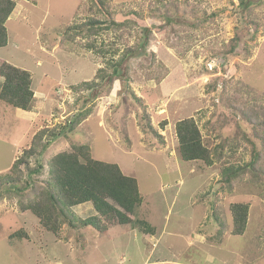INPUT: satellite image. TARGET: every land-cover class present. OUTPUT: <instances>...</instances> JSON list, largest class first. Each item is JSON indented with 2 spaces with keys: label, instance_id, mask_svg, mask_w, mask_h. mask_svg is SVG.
<instances>
[{
  "label": "rangeland",
  "instance_id": "374dc122",
  "mask_svg": "<svg viewBox=\"0 0 264 264\" xmlns=\"http://www.w3.org/2000/svg\"><path fill=\"white\" fill-rule=\"evenodd\" d=\"M13 1L0 59L30 71L36 101L26 112L0 99V264H264V0ZM93 18L125 25L61 46ZM127 50L123 78H98ZM188 118L212 165L182 159L176 126ZM81 145L139 184L136 226L112 240L82 224L91 203L58 232L20 207L45 189L52 158ZM234 204L249 205L242 235Z\"/></svg>",
  "mask_w": 264,
  "mask_h": 264
},
{
  "label": "trees",
  "instance_id": "16d2710c",
  "mask_svg": "<svg viewBox=\"0 0 264 264\" xmlns=\"http://www.w3.org/2000/svg\"><path fill=\"white\" fill-rule=\"evenodd\" d=\"M241 3L245 5V2ZM16 6L17 4L13 0H0V49L8 44L6 23L15 12ZM111 25L122 27L125 24L122 25V23L113 21ZM111 25L95 18L85 25H72L68 28V34L62 39L61 46L67 47L69 43L75 41L77 36L91 39L100 31L111 30ZM71 32L74 34L71 35ZM234 48L232 47L229 51L231 52ZM87 49L97 50L96 53H102L103 56L101 57L106 59V52L101 49L95 50L94 44H88ZM135 52V50H127L117 61L111 57L108 60L107 68L110 71L99 70L101 74H98V78L109 82L115 78H123L122 66L129 57H135ZM0 78L3 80L0 92L2 101L26 112L35 109L36 97L33 90V75L30 71L0 59ZM83 86L87 90L96 87L93 83H84ZM85 115H82L81 118ZM80 120V118L74 117L70 131L75 129ZM176 130L179 139V151L184 161H203L212 165L210 150L204 145L201 130L194 118L179 121ZM52 136L58 137V134ZM34 145L25 152L24 158L35 154ZM25 161L23 158L15 161L12 171L20 172L19 167L26 163ZM250 165H253V162ZM235 172L239 171L236 170ZM8 176L13 179L10 175ZM48 176L45 189L37 193L33 200L29 203H26V200L19 201L22 212L32 211L47 230L58 232L61 225L67 221L70 226L76 224L75 213L72 209L87 203L94 206L95 213L93 211L90 219L82 222V224L91 226L100 234H105L117 226L127 224L136 226L129 215L133 214L143 202L137 179L126 175L118 164L94 159L87 145L74 146L72 152H61L53 157L49 164ZM27 188L28 186L22 188L21 191H25ZM11 189L18 191L16 186L10 188V192ZM232 212L235 221L234 234L242 235L248 221L249 205L234 204ZM79 217L81 218V216ZM152 232L153 230L150 229L148 233Z\"/></svg>",
  "mask_w": 264,
  "mask_h": 264
},
{
  "label": "crops",
  "instance_id": "0c3cea01",
  "mask_svg": "<svg viewBox=\"0 0 264 264\" xmlns=\"http://www.w3.org/2000/svg\"><path fill=\"white\" fill-rule=\"evenodd\" d=\"M19 7V6H18ZM119 227V228H118ZM120 229V230H119ZM123 232V230L121 229V226H117L114 227L113 229H110L106 235H108L110 237V240H112L115 237H118L119 235L117 234H121ZM152 250V249H151ZM149 260V259H148ZM147 260V261H148ZM145 262H146V258H145ZM173 264H190V263H183L181 260H178L176 262H172ZM150 264H157L156 262H150Z\"/></svg>",
  "mask_w": 264,
  "mask_h": 264
}]
</instances>
